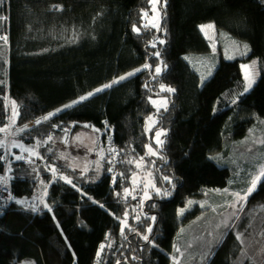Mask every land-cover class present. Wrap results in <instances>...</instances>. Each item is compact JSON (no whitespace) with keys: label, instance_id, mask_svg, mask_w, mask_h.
Returning <instances> with one entry per match:
<instances>
[{"label":"trees","instance_id":"trees-1","mask_svg":"<svg viewBox=\"0 0 264 264\" xmlns=\"http://www.w3.org/2000/svg\"><path fill=\"white\" fill-rule=\"evenodd\" d=\"M156 6L158 34L140 25L149 0H0V129L13 109V137L33 149L30 162L8 165L0 131V176L8 165L11 193L0 208V264H172L175 248L186 253L194 238L195 229L183 231L196 225L197 203L238 171L228 164L232 145L258 137L255 147L264 154V0H158ZM259 7L217 34L214 48L201 40L177 50L201 35L198 26H220ZM251 59L259 77L243 94L241 65ZM161 85L174 91L161 93ZM159 95L169 102L148 134L145 119L154 111L148 98ZM94 128L101 168L75 167L83 156L96 159L74 139ZM160 128L163 142L155 146ZM109 137L118 150L114 162L103 151ZM145 172L153 186L133 218L126 198L133 187L144 189L132 178ZM247 199L243 214L264 208V177ZM198 253L189 264H201L199 256L202 264H251L231 232L210 250L199 245Z\"/></svg>","mask_w":264,"mask_h":264},{"label":"rangeland","instance_id":"rangeland-1","mask_svg":"<svg viewBox=\"0 0 264 264\" xmlns=\"http://www.w3.org/2000/svg\"><path fill=\"white\" fill-rule=\"evenodd\" d=\"M150 7L148 10H143L142 16H141V26L147 25L148 29H152L155 31V33L159 32V24L161 19L160 10L155 5V8L153 7V4L151 0H149ZM259 8H256L245 15L235 19L228 21L229 23H225L220 26H215L214 33L212 31H209L208 36L211 37L209 39L205 36L204 33L201 32V35L187 43L186 45L182 46L181 48L177 50H182L185 48H188L192 46L193 44L201 41V40H208L210 44L212 45V48H214V40L215 36L217 34H220L222 31L226 30L230 26L242 21L247 16L257 12ZM144 13H147L148 15L145 16ZM156 23L158 24V27H152V24ZM3 41H5L3 39ZM159 62V61H158ZM242 65H249L251 66L250 69V79H251V87L248 88L249 80L245 79L246 71L242 67ZM241 65L242 70V76H243V88L240 93H246L248 92L254 83L257 81L259 77L258 72V66H257V60L251 59L250 61L244 63ZM140 71L143 68H139ZM135 72V74L139 71H132ZM128 74V73H127ZM134 74V75H135ZM131 75V76H134ZM126 76V74L122 75ZM120 76V77H122ZM128 76L127 78L131 77ZM114 78L110 82L102 85L99 88L96 89H103L107 90L111 88L113 85L118 84L120 81L119 78ZM126 78V79H127ZM124 80V79H123ZM114 81H118L116 83H113ZM105 85H110V87H104ZM165 88H169L167 86H164ZM247 88V91L245 89ZM96 89L80 96L75 101H79L78 103L83 102L84 100H80L81 97L87 96V99L92 97L93 95L101 92H97ZM159 91L161 93H165L166 91L161 90V86L159 87ZM89 93H93V95L89 96ZM85 99V100H87ZM150 106L153 108V113L149 114L145 119L144 128L145 131L149 134L151 133L152 129L157 124V116L155 114H159L161 110L165 109L169 102L168 95H159V96H152L148 98ZM153 101H156L154 104ZM163 101H166V107L162 106ZM78 103H69L66 105H74ZM66 105L63 107L64 109H67L69 107H66ZM57 110H55L53 113H55ZM13 109H9L8 113V121L7 125L3 128L5 129V139L7 144V154H8V165L13 161H26L30 162L31 157L33 156V149L31 148H23L20 143L15 141L13 137L12 132V124L13 122ZM45 117H50L49 115ZM41 118V120H45L44 118ZM151 117V120L149 119ZM11 121V122H10ZM26 128V125L24 126ZM20 132V131H19ZM157 132H164V129H158L153 132L152 135V144L155 146L161 145V143H157V139L163 142L164 134L159 136L157 138ZM22 136V135H20ZM1 138V137H0ZM75 143L79 145L81 148L91 149L96 154V159L94 160H88L80 158L78 159L80 164L75 165V167L83 166L84 169H93L98 170L100 165V160L103 158L102 154V148H100L99 143V132L97 129H90L83 131V133H79L76 137H74ZM260 142V138L256 137L254 140H243L239 144L232 145V147L229 150V157L228 164L234 165L237 167V172L235 173L233 178L229 180L227 186L223 189L219 190H212L210 192L205 193V197H202V199L197 203L199 213L197 214V220L196 225L193 224L187 229L183 231V234L185 233H191L192 230L195 229V235L193 239L189 240L188 250L186 253L181 249L179 246L175 248L174 252L171 253V261L172 264H189L190 262H194L196 260V255H199L198 249L199 245L202 251L210 250L211 247L215 246L217 243H220L222 239L226 236L227 233L231 232L236 237L237 243L241 248V256L243 258H248L251 264H264V208H261L259 210H253L248 211L245 214L242 212L245 210L248 199L242 203L236 204L235 207L232 205L234 204L236 197L233 195V193H240L242 196L245 194L246 190L251 186L252 179L258 175L260 170L264 168V154H259V151L256 149L255 145ZM77 145V146H78ZM76 146V147H77ZM151 146V145H149ZM96 148V151H95ZM153 151V150H152ZM223 155V154H222ZM228 156V155H227ZM17 157H21L20 159H17ZM222 156H220V160L224 162L226 159H222ZM84 161V164H83ZM139 162H136L138 164ZM263 165L260 167V164ZM8 165L5 173L0 176V180L7 183V175L9 173ZM259 170L258 172H256ZM244 172V173H243ZM148 173L145 172L140 175L133 176L132 180L134 184H138L139 182L142 183L144 186L143 191L146 193V189L148 190L150 187L153 186L152 180L148 179ZM138 181V183L136 182ZM138 186V185H136ZM134 188V187H133ZM133 190V189H132ZM130 190V191H132ZM11 197V196H10ZM39 203L44 205V200L39 195ZM10 198L5 202V204L9 201ZM31 205H36V202H32ZM192 246V247H191ZM191 250V252H190ZM185 254H188V256L185 258ZM263 259L261 260V258ZM204 260V256L198 257V263L202 264V261ZM19 264H33V261L31 260H24L20 262Z\"/></svg>","mask_w":264,"mask_h":264},{"label":"snow or ice","instance_id":"snow-or-ice-1","mask_svg":"<svg viewBox=\"0 0 264 264\" xmlns=\"http://www.w3.org/2000/svg\"><path fill=\"white\" fill-rule=\"evenodd\" d=\"M151 2H152V4H153V7L155 8V5H156V3H158V0H151ZM144 15L147 16L148 14H147V13H144ZM144 27H147V25H145ZM152 27H158V24L153 23V24H152ZM198 27H199L200 31H201L202 33L205 34L206 37H208L209 39H211V37H209L208 34H209V31H212V32L214 33V31H215V26H214L213 24L200 25V26H198ZM133 31L139 33V32H140V29L137 28V27L134 25V26H133ZM4 39L6 40V38H4ZM160 43H164V41L161 40ZM152 46L155 47V44L153 43ZM244 47H245V49H247V46H246V45H245ZM155 55H156V56H159V53L157 52V53H155ZM186 59H187V57H186ZM144 67H145V68H148V67H150V65H147V64H146ZM242 67H243V68L245 69V71H246L245 79H246V80H249V83H248V86H247V87L250 88V87H251V79H250V69H251V66H249V65H242ZM135 71H140V69H136ZM160 71H161V69H160L159 67H157V68H156V73L159 74ZM134 74H135V72H130V73L126 74V76H122V77H120L119 79H120V80H123V79H126L128 76H131V75H134ZM209 74H210V73H209ZM116 82H118V81H114L113 83H116ZM104 87H110V85H105ZM102 90H103V89H96L97 92L102 91ZM161 90H162V91H168V92H172V91H174V89H171V88H165L163 85H161ZM245 91H247V88L245 89ZM88 95L91 96V95H93V93H89ZM85 99H87V96H85V97H81V98H80L81 101H82V100H85ZM78 102H79V101H74L73 103H78ZM153 103L155 104L156 101H153ZM161 103H162V106L166 107V101H163V102H161ZM71 106H72V105H66V107H71ZM58 111H59V110H58ZM44 119H48V117H45ZM149 119L151 120V117H150ZM37 123H39V121H37ZM0 131H5V129H0ZM163 134H164L163 132H157V134H156V135H157V138H159V136H161V135H163ZM49 139H51V138H49ZM157 143H161V144H162V141H160L159 139H157ZM149 153H151V154H153V155L155 154V153L152 151L151 146H149ZM20 158H21V157H17V159H20ZM53 171H55V169H53ZM262 177H264V169H261L260 173H259L258 175H256V176L252 179V181H251V186L246 190V192H245V194H244L243 196H242L240 193H233V195L236 197V200H235V202H234V204H233L232 206L235 207L236 204H239V203H242V202L246 201L248 195H250V194L255 190V188H256V186H257V183L261 181V178H262ZM65 179H66V178H65ZM165 179H167V177H165ZM67 182H68V183H71L70 180H68ZM125 192L127 193L128 190L126 189ZM157 192L159 193V189H157ZM169 194H170V193H165V195H169ZM191 203H192V202L189 201V204H191ZM45 207H47V205H45ZM183 212H184V209H181V210H180V214H183ZM152 219L154 220L155 217H153ZM122 223H123V222H122ZM147 231H148V232H151V228H149ZM143 239H144L145 241H148L149 237H148L147 235H145V236L143 237ZM103 248H104V245H101V250H103ZM98 255H99V253H98Z\"/></svg>","mask_w":264,"mask_h":264},{"label":"built area","instance_id":"built-area-1","mask_svg":"<svg viewBox=\"0 0 264 264\" xmlns=\"http://www.w3.org/2000/svg\"><path fill=\"white\" fill-rule=\"evenodd\" d=\"M106 152L108 153L110 160L115 161L118 156V150L114 146L111 140H109L106 147ZM145 193L139 187H134L130 192L129 196L126 198L127 203L131 207L133 218L137 217L138 208L143 202V197ZM11 193L6 183L0 180V208L5 205V202L10 198Z\"/></svg>","mask_w":264,"mask_h":264},{"label":"clouds","instance_id":"clouds-1","mask_svg":"<svg viewBox=\"0 0 264 264\" xmlns=\"http://www.w3.org/2000/svg\"><path fill=\"white\" fill-rule=\"evenodd\" d=\"M109 140H111V137H109V138L106 140L107 142L105 143V147H104V150H103L104 153L107 154V155H108V153L106 152V147H107V145H108ZM108 157H109V155H108ZM117 157H118V156H117ZM109 159H110V157H109ZM112 162H114V161H112ZM130 192H131V191H130ZM144 193H145V192H144ZM145 195H146V194H145ZM145 195H144V196H145ZM143 198H144V197H143ZM130 208H131V207H130Z\"/></svg>","mask_w":264,"mask_h":264}]
</instances>
